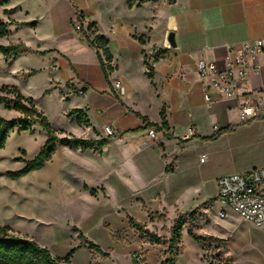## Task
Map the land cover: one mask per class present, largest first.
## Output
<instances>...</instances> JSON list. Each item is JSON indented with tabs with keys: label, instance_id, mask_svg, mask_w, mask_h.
<instances>
[{
	"label": "crops",
	"instance_id": "crops-1",
	"mask_svg": "<svg viewBox=\"0 0 264 264\" xmlns=\"http://www.w3.org/2000/svg\"><path fill=\"white\" fill-rule=\"evenodd\" d=\"M64 1L71 7L73 14L79 11L72 0ZM117 1L121 5L120 11L111 10L108 13L104 31L93 20L91 12L90 15L81 12L84 24L95 23L96 32L108 41L112 55L110 65L114 66V70L107 76L102 71L95 50L80 41L77 35L75 38L78 42L95 55L93 62L71 60L54 50L42 49L38 20H35V27H24L11 25L7 18L6 23H10L7 26L8 34L0 37V42L3 41L0 45L22 43L26 51L14 59L26 55L46 59L44 69L50 76L48 83L59 82L53 75L63 72V82L69 81L79 87L84 98L80 109L93 127L110 124L118 129L119 139L114 142V156L115 167L119 170L112 175L108 173V180L112 178L117 190H122V193L129 191L147 210L172 208L178 213H186L185 209L179 210L184 204L181 195L203 184L204 173L211 174L216 185L222 175L264 167V119L241 123L237 100L211 91L210 101L206 102L201 84L196 79L198 59L220 61L224 55V45L264 39V0H133L132 7H128V0ZM12 3L13 0L1 6L3 13L6 11L5 16L12 10ZM95 4V0H87L89 8L95 7ZM56 7L52 5L47 10L53 36L57 33L53 23ZM170 32L174 36V47L167 40ZM23 33L33 34L35 44L30 45L23 39ZM159 35L161 40L157 42L155 38ZM58 57L65 62V66L60 67L56 60ZM144 58L152 66V78L146 74ZM133 60L139 63V72L146 84L140 85L126 69L120 67L121 63ZM260 61L264 64V57ZM29 70L36 69L25 71ZM16 71L17 68L9 69L7 73L12 75ZM36 71L34 76L40 73ZM112 79L120 80L125 86L124 96L119 97L113 92ZM261 82H264V66L259 75L251 76L249 86L254 90ZM162 110L167 124L164 132L170 138L164 137L163 132L157 131L155 126H146L137 115L159 126ZM229 127L232 129L226 130ZM189 128H192L193 133H189ZM150 129L155 131L153 137L148 135ZM219 131L222 132L211 138ZM107 146L108 140L102 148ZM102 148L100 155L94 149L90 152L87 151L89 149H74H78L76 152L80 154L86 152L102 158ZM201 155H205L203 162L199 160ZM129 163L131 174L124 170ZM167 166H170V170L166 172ZM120 173L128 177L131 187ZM82 185L85 189H94L90 184ZM97 185L106 188L102 183ZM142 192L148 194V205L140 197ZM195 205L193 203L189 208ZM80 242L77 239L72 247L75 249L68 264H100L99 254L87 247L78 248ZM99 248L109 255V252ZM79 250H87L86 260L74 259Z\"/></svg>",
	"mask_w": 264,
	"mask_h": 264
},
{
	"label": "rangeland",
	"instance_id": "rangeland-1",
	"mask_svg": "<svg viewBox=\"0 0 264 264\" xmlns=\"http://www.w3.org/2000/svg\"><path fill=\"white\" fill-rule=\"evenodd\" d=\"M72 1L79 10L74 14L64 0H13L8 16H5L0 6V20H38L42 49L54 50L71 60L93 62L95 55L75 38V35L91 37L92 29L87 28L90 23L84 24L82 13L90 15L91 12L93 20L104 31L108 13L111 10L120 11V2L95 0V7L89 8L87 0ZM52 5L57 6L53 20L57 30L55 36L50 30L47 13L48 7ZM33 37L35 36L31 33L22 34V38L30 45L34 43ZM155 39L160 42L161 36H156ZM1 56L0 85L16 86L22 95L32 98L36 108L43 112L59 137L66 135L97 140L107 138L109 147L102 148L104 156L99 158L86 152L77 153L78 149L70 146L56 144L54 154L43 166L21 177L12 178L7 172L17 171L24 166V161L18 158L32 159L47 139L46 132L36 122L29 123L27 130H23L21 125L16 126L8 134L5 146L0 148V226H9L13 234L34 240L48 248L53 255L65 256L69 253L80 233L81 241L89 240L109 252L107 257L98 253L100 264H160L164 261L169 253V229L179 214L178 210H147L129 191L122 193V190H117L112 178L108 180L111 173L119 170L115 167L114 156V142L119 138L117 134L106 133V124L93 127L88 121L87 125L78 126L76 116L67 115L72 109H80L84 98L79 93V87L69 81L63 82V72L55 71L53 75L59 82L48 83L50 76L44 69L46 59L28 55L18 59ZM56 60L60 67L65 66L60 57ZM50 64L56 68L53 62ZM120 67L126 69L140 85L145 83L136 60L121 63ZM16 68L17 71L12 75L7 73L9 69ZM26 69H36L40 73L25 77L23 73ZM144 88L145 92L146 85ZM112 90L117 95L113 88ZM0 97L4 103H13L11 94L0 92ZM4 103H0V116L22 122L23 117L18 112L5 108ZM124 170L131 174L130 163L126 164ZM121 176L131 187L128 177ZM211 177V174L204 173L203 184L184 191L181 195L184 204L179 210H186V213L182 212L185 214V225L181 241L177 245L179 253L174 258V264H221L222 261L228 264H264V227L253 226L227 208L217 196L216 185ZM82 183L94 186L95 196L90 195L89 187L85 189ZM99 183L107 189L97 185ZM145 193L142 192L140 197L148 205V194ZM193 203L196 205L189 208ZM149 213L163 214L164 220L150 221ZM129 218L156 233L164 242L152 243L130 226ZM189 233L205 238L209 250L202 249ZM86 258L87 250H79L74 256L79 261Z\"/></svg>",
	"mask_w": 264,
	"mask_h": 264
},
{
	"label": "trees",
	"instance_id": "trees-1",
	"mask_svg": "<svg viewBox=\"0 0 264 264\" xmlns=\"http://www.w3.org/2000/svg\"><path fill=\"white\" fill-rule=\"evenodd\" d=\"M10 1L11 0H0V6L7 5L8 3H10ZM142 1L143 0H141V2ZM127 3L128 7H132L134 4L133 0H128ZM4 13H6L5 10ZM10 23L15 24L16 26L24 27H35L37 24L35 20L32 22ZM79 23L82 24L81 21ZM87 28L92 29L91 37L87 35H79V40L86 42L89 47L95 50L102 71L104 75L107 76V71L112 72L114 70V66L110 65L112 55L108 48V41L103 35L96 32L95 23L88 24ZM7 34V23L0 20V37H4ZM138 40L140 43H142L141 38H139ZM24 51H26V48L22 43L10 44L6 46L0 45V54L6 59L17 57ZM40 55H43V53H40ZM144 66L146 68V74L148 78H152V66L145 58ZM36 73V70H29L28 72L23 73V75L25 77H30L32 75H35ZM0 92L11 94L13 96L12 104L4 103L1 97L0 103H4L5 108L14 110L23 117L22 122H16L14 119H5L0 116V148H3L5 146L8 134L13 131L14 128L18 125H21L23 130H27L29 128V123L36 122L47 134L46 141L32 159L24 160L22 158H18L19 160L24 161V166L14 172L8 171L7 174L12 178L21 177L43 166L45 162L50 160L52 155L54 154L56 144L70 146L73 148H80L82 150L94 149L99 155L101 154L100 149L107 144V138L93 140L66 135L59 137L57 131L52 128L43 112L36 108L32 98L22 95L16 86L7 84L0 85ZM67 115L76 116L75 121L78 126H84L88 124L86 115L81 109H72ZM137 115L141 117V119L146 123V126H155L157 131L163 132L164 137H171L169 134L164 132V130L167 128V124L164 120L163 110L160 112L161 124L159 126L157 124L148 122L145 117H142L139 114ZM231 129L232 127H229L226 130ZM220 132L222 131L215 133L211 138H215ZM22 153H24V151ZM169 170L170 166H167L165 168V171L167 172ZM89 193L90 195L95 196L96 191L94 189H90ZM164 217L165 216L163 214H148V218L150 221L154 219L164 220ZM129 224L140 234L148 238L152 243L160 244L164 242L163 238L147 229L144 225L136 222L133 218H129ZM184 225L185 214L179 213L173 220V224L169 229L168 257L160 264H174V258L179 253V248H177V245L181 241V232ZM189 235L201 245L202 249H204L205 251L209 250V245L207 244L205 238L191 233H189ZM77 238L82 239L80 233H78ZM77 247H87L91 250L96 251L97 253H100L103 257L108 256V254L102 252L97 245L87 240L81 241L77 245ZM74 249L75 248H73L67 255L63 257H56L50 253L48 248L39 245L34 240L26 236L13 234L9 226H0V264H68L69 257ZM217 259H220L219 256H217ZM221 264H228V262L222 261Z\"/></svg>",
	"mask_w": 264,
	"mask_h": 264
},
{
	"label": "built area",
	"instance_id": "built-area-1",
	"mask_svg": "<svg viewBox=\"0 0 264 264\" xmlns=\"http://www.w3.org/2000/svg\"><path fill=\"white\" fill-rule=\"evenodd\" d=\"M261 57H264V39L226 44L220 61L198 59L196 79L201 84L204 100L209 102L210 92L216 91L238 101L241 123L264 119V82L254 90L249 86L251 76L259 75L264 66ZM111 86L118 96L125 95L126 89L120 80L114 79ZM104 129L108 135L119 132L110 124L104 125ZM188 131L193 133L192 128ZM154 134L153 129L148 130L150 137ZM199 160L204 161L205 155H201ZM216 185L217 196L227 208L253 226L264 227V167L222 175Z\"/></svg>",
	"mask_w": 264,
	"mask_h": 264
},
{
	"label": "water",
	"instance_id": "water-1",
	"mask_svg": "<svg viewBox=\"0 0 264 264\" xmlns=\"http://www.w3.org/2000/svg\"><path fill=\"white\" fill-rule=\"evenodd\" d=\"M167 40H168V43H169L170 46H172V47L175 46L174 36H173V33L172 32H170L168 34Z\"/></svg>",
	"mask_w": 264,
	"mask_h": 264
}]
</instances>
